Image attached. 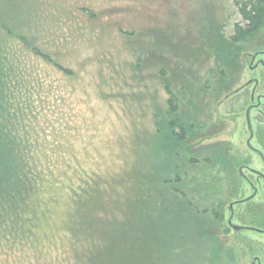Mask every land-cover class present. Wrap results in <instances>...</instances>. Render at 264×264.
<instances>
[{
	"label": "rangeland",
	"instance_id": "obj_1",
	"mask_svg": "<svg viewBox=\"0 0 264 264\" xmlns=\"http://www.w3.org/2000/svg\"><path fill=\"white\" fill-rule=\"evenodd\" d=\"M7 1L9 10L16 9L18 14L9 24L18 23L14 31L55 43L59 62L73 74L45 66L19 39L0 30V41L5 36L14 54L37 66L46 86L56 89V98L51 96L53 108L48 110V99L37 107L46 140L42 154L47 160L53 163L50 117L73 166L79 164L95 178H103L122 195L125 189L119 182L125 174L146 161L156 167L158 155L167 157L159 150L158 124L167 117L187 122L190 118L199 129L192 131L183 149L194 153L195 147L225 149L237 178L228 181L221 167L204 162L183 170L186 187L178 188L201 198L202 204L204 200L223 204L225 221L218 228L208 216L198 217L195 221L200 225H194L197 234H193L190 219L184 217L187 223L178 233L184 235L180 245L185 250L177 242L173 256L181 264H219L225 260L219 252L225 249L233 255L226 261L229 264H264V178L260 177L264 162L248 147L250 142L264 155V35L252 43L231 41L235 26L244 25L238 10L242 0ZM167 88L180 105L175 117L169 116ZM258 101L259 108L249 112L252 139L247 111ZM53 179L54 169L33 196L39 209L44 200L56 197ZM104 190L106 197H116L111 189ZM227 193L236 200L228 199ZM47 215L59 228L56 203ZM43 219L37 222L40 232L35 236L47 230ZM230 220L235 226L262 232L235 230ZM54 242L51 255L43 248L38 260L29 244L23 248L16 244L12 254H21L19 262H5L3 257L2 264H62L57 233Z\"/></svg>",
	"mask_w": 264,
	"mask_h": 264
},
{
	"label": "trees",
	"instance_id": "obj_2",
	"mask_svg": "<svg viewBox=\"0 0 264 264\" xmlns=\"http://www.w3.org/2000/svg\"><path fill=\"white\" fill-rule=\"evenodd\" d=\"M7 2L0 0V30L7 32L9 38L19 39L45 66L73 76L71 70L59 62L55 43L44 42L30 32L27 35L23 30L14 31L18 23L9 24L18 14L16 9L9 10ZM238 8L244 25L235 26L231 41L252 43L264 35V0H242ZM25 62L14 54L3 36L0 41V264L3 257L5 262H19L21 254H12L16 244L22 248L29 244L36 260L43 248L51 255L56 233L60 239L62 264H181V259L173 256L176 248L173 244L178 246L179 242V247H184L180 245L184 235L178 233L187 223L186 219L182 220L184 217L190 219L189 230L193 234H197L194 225H200L195 221L198 217L208 216L215 227L221 228L225 221L223 204L213 200H204L202 204L201 198L179 189L186 187L181 177L185 168L204 162L221 167L229 176L228 181H236L234 162L230 154L219 147L199 148L195 150L196 158H190L189 151L185 154L180 138L184 133L186 142V137L199 127L198 123H190V118L188 122L176 119L180 105L177 95L169 88V116L175 120L167 117L157 126L162 138L159 150L167 157L158 155L156 167L148 166L146 161L138 170L125 174L119 182L125 189L121 195L112 185L109 187L108 181L99 176L95 178L79 164L73 166L72 156L63 148L61 133L54 129L50 117L53 163L42 154L46 140L44 131L39 128L41 111L37 107L41 108L48 99V110L53 108L51 96L56 98L53 95L56 89L54 92L52 85L46 86L37 66ZM53 169L55 186L52 189L56 197L44 200L39 209L33 196ZM105 188L115 192L116 197H106ZM227 194L228 199L236 200L232 193ZM187 201L193 204L188 205ZM54 203L57 204L59 228L55 227L56 220L47 215ZM42 216V227L47 228L43 231L45 236H35L40 232L36 225ZM50 229L55 233L49 234ZM19 248L16 250L22 252ZM219 253L225 258L223 261L216 253L214 256L221 259L219 264H229L226 261H231V252L222 249Z\"/></svg>",
	"mask_w": 264,
	"mask_h": 264
},
{
	"label": "flooded vegetation",
	"instance_id": "obj_3",
	"mask_svg": "<svg viewBox=\"0 0 264 264\" xmlns=\"http://www.w3.org/2000/svg\"><path fill=\"white\" fill-rule=\"evenodd\" d=\"M259 104H260V102L258 101V104L257 105H251L250 106V108L248 109V114H249V112L251 111V110H255V109H258L259 108ZM180 108V107H179ZM247 124H248V122H247ZM251 125V124H250ZM179 131V130H178ZM194 132H197L196 130H193ZM250 132H251V130H250ZM252 135V136H251ZM253 132H251V134H250V138H252L253 139ZM184 137H185V134L183 133V136L180 138V140H181V142H182V145L185 143V140H183L184 139ZM190 137V136H189ZM189 137H186V139H188ZM248 147H249V149H251L254 153H256V154H258L259 156H260V154L262 153V151L260 150H257V149H255L251 144H250V142L248 143ZM184 149H185V146H184ZM198 148L197 147H195L194 148V151L195 150H197ZM184 151H189V150H184ZM190 152V154H191V158H196L197 157V155H196V153H197V151H195V153L194 152H192V150L191 151H189ZM195 154V155H194ZM263 154V153H262ZM264 162V161H263ZM260 177H263L264 178V175H263V173L261 174V176ZM264 233V232H263ZM257 262L258 263H260V261L259 260H257Z\"/></svg>",
	"mask_w": 264,
	"mask_h": 264
},
{
	"label": "water",
	"instance_id": "obj_4",
	"mask_svg": "<svg viewBox=\"0 0 264 264\" xmlns=\"http://www.w3.org/2000/svg\"><path fill=\"white\" fill-rule=\"evenodd\" d=\"M247 122H248V126H249V128H250V130H251V132H252V126L250 125V114H248V112H247ZM252 136V135H251ZM260 156H261V159L264 161V155L261 153L260 154ZM254 197V196H253ZM253 197H251V198H249V199H245V200H243V201H241L242 203H246V202H249V201H251V199L253 198ZM233 206H231V208H232ZM229 225H230V227L231 228H233V229H235V230H240V229H248V230H253V231H256V232H262V231H259V230H257V229H255V228H252V229H250V228H245V227H242V226H235L234 224H232V220H230L229 221ZM263 233V232H262Z\"/></svg>",
	"mask_w": 264,
	"mask_h": 264
}]
</instances>
